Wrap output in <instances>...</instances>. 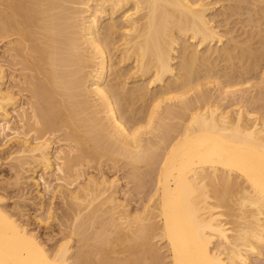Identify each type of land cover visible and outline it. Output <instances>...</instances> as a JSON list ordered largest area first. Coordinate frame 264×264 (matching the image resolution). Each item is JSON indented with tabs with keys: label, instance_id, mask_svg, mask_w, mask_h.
<instances>
[{
	"label": "bare ground",
	"instance_id": "obj_1",
	"mask_svg": "<svg viewBox=\"0 0 264 264\" xmlns=\"http://www.w3.org/2000/svg\"><path fill=\"white\" fill-rule=\"evenodd\" d=\"M0 264H264V0H0Z\"/></svg>",
	"mask_w": 264,
	"mask_h": 264
},
{
	"label": "rangeland",
	"instance_id": "obj_2",
	"mask_svg": "<svg viewBox=\"0 0 264 264\" xmlns=\"http://www.w3.org/2000/svg\"><path fill=\"white\" fill-rule=\"evenodd\" d=\"M32 209H34V208L32 207ZM32 212H33V213H32ZM29 213H30V215H32V214H35L36 212H35L34 210H32V211L30 210ZM31 221H32L31 227H32V228H33V227L36 228L37 223H36L34 220H31ZM33 222H35V224H34Z\"/></svg>",
	"mask_w": 264,
	"mask_h": 264
}]
</instances>
